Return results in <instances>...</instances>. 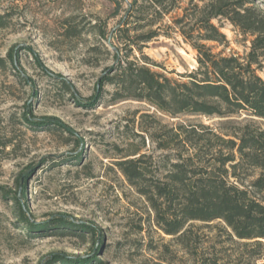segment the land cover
<instances>
[{
  "label": "rangeland",
  "instance_id": "374dc122",
  "mask_svg": "<svg viewBox=\"0 0 264 264\" xmlns=\"http://www.w3.org/2000/svg\"><path fill=\"white\" fill-rule=\"evenodd\" d=\"M254 1L264 9V0ZM115 11L110 0H0V14L10 19L8 27L0 28V58L6 60L0 64V187L14 189L20 174H29L26 200L35 220L69 214L91 221L103 236L101 259L141 264L153 255L146 244L152 239L161 243L162 232L150 203L116 161L146 153L153 157V170L163 171V156L170 153L174 160V152L160 149L143 129L160 130L182 121L219 126L227 119L238 122L251 116L174 117L146 101L113 100L111 84L88 105L101 76L116 66L113 46L100 35L101 29L112 34L120 18ZM214 22L228 40L208 42L214 52L249 51L250 35L227 19ZM113 43L118 41L113 38ZM143 51L153 70L173 79L187 81L199 67L197 51L180 35L160 36ZM11 52L17 54L19 70L8 60ZM258 74L264 78V67ZM28 109L33 117L62 121L75 134L54 124L27 125L23 114ZM255 120L264 129V119ZM137 149L140 153L132 155ZM67 231L30 236L17 220L13 202L0 192V264H41L53 251L77 255L93 249L90 234Z\"/></svg>",
  "mask_w": 264,
  "mask_h": 264
},
{
  "label": "trees",
  "instance_id": "16d2710c",
  "mask_svg": "<svg viewBox=\"0 0 264 264\" xmlns=\"http://www.w3.org/2000/svg\"><path fill=\"white\" fill-rule=\"evenodd\" d=\"M110 1L120 18L111 35L104 29L100 35L113 46L116 66L101 76L88 105L111 84L113 100L146 101L174 117L251 116L219 126L182 121L160 130L143 129L160 149L174 152V160L170 153L163 156V171L153 170V157L146 153L116 161L150 203L162 232L161 243L152 239L146 244L153 255L141 264H264V129L255 120L264 119V78L258 74L264 67V9L254 0ZM214 19H227L252 37L245 55L214 52L208 42L228 41ZM9 24L8 14H0V28ZM175 35L197 51L199 67L187 81L153 70L143 51L160 36ZM8 60L19 70L17 54L11 52ZM5 62L0 58V64ZM61 84L70 89L65 80ZM29 110L23 114L27 125L54 124L75 134L62 121L33 117ZM139 153L137 149L132 155ZM28 178L22 172L14 189L0 190L13 202L15 216L30 236L63 228L88 233L94 240L90 252L53 251L41 264H108L100 258L103 236L95 223L69 214H53L46 221L33 218L26 200Z\"/></svg>",
  "mask_w": 264,
  "mask_h": 264
}]
</instances>
